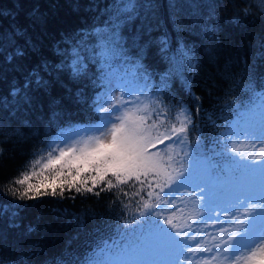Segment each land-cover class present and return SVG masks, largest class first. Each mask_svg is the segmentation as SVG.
Here are the masks:
<instances>
[{
	"label": "trees",
	"instance_id": "1",
	"mask_svg": "<svg viewBox=\"0 0 264 264\" xmlns=\"http://www.w3.org/2000/svg\"><path fill=\"white\" fill-rule=\"evenodd\" d=\"M115 2L0 0V264H94L118 242L132 246L151 230H162L165 240L174 241L177 236L169 230L177 232L179 222L189 224L206 208L203 193L191 187L178 194L183 196L180 211L163 217L155 207L164 194L157 185L163 183L153 172L141 173L140 180L122 177L124 183L109 175L114 186L100 191L101 184L92 193L73 189L61 196L58 188L57 195L35 200L12 195L9 181L30 162L47 158L59 130L101 117L96 96L118 67L131 74L133 86L153 93L157 111L182 120L177 127H185L191 151L178 154L163 146L151 155L165 162L173 180L199 155L217 177L236 169L233 153H240L229 127L264 94V0H175V13L170 0H133L156 7L126 14L117 40L110 42ZM146 14L150 38L166 34L167 51L153 43L140 54L132 43L141 39ZM18 29L26 37L15 36ZM25 39L30 44L26 57L8 62L6 52ZM103 41L108 44L102 48ZM181 50H191L187 59ZM75 58L84 64L76 68ZM38 66L46 69L40 74L47 86L33 83L28 102L23 92L13 95Z\"/></svg>",
	"mask_w": 264,
	"mask_h": 264
},
{
	"label": "rangeland",
	"instance_id": "2",
	"mask_svg": "<svg viewBox=\"0 0 264 264\" xmlns=\"http://www.w3.org/2000/svg\"><path fill=\"white\" fill-rule=\"evenodd\" d=\"M107 44L103 41L102 48ZM73 64L79 68L84 61L79 64V59L75 58ZM119 69L120 67L110 72L111 79L106 80L103 92L96 96L100 106L108 108L106 101H111L119 109L112 114V123H119L116 119L118 116H130L132 119L146 117L147 120L141 127L147 129L145 135L151 141L147 146L149 155L160 153L163 146L165 151L168 149L178 154L184 149L191 151L186 132L176 131L179 129L177 126L182 124L181 118L177 115L166 116L165 113L157 111L155 107L158 106L153 102V93L139 85L133 86L130 81L131 74ZM118 84L123 86H117ZM106 115L102 113L94 123H78L59 130L50 150L58 151L57 147L67 150L73 146L77 149L76 144L83 147L86 143L92 142L90 138L100 136L98 129L105 132L101 138H110L112 123L107 124L106 130L103 129ZM229 130L232 146H236L237 152L240 153L239 157L236 152L233 153L236 156L232 163L235 171L217 177L205 163L204 157L199 155L191 159L190 156L192 160L190 169L181 168V176L178 179L174 178L170 186L164 188L163 196L155 204V207L160 209V214L168 219L169 215L173 216L179 212L183 205V202L179 203L183 196L178 194L189 191L191 187L195 193H203L206 208L202 207L199 216L189 223L191 226L179 222L177 232L175 228L170 229V234L177 236L174 241L165 240L162 230L145 233L132 246L120 241L118 245L115 244L104 252L94 264L99 262L106 264L108 261L117 260L133 247L144 249L150 264H250L249 249L232 248L228 236L238 230L236 220L243 221L245 217L251 219L264 210V200L259 199L261 191L264 190V94L250 108L232 120ZM166 135L172 136V139L164 141L163 144L158 143V140H163ZM190 175L195 176L189 178ZM213 182L225 184L214 187L211 185ZM212 203H217V206L212 207ZM233 217H236V220ZM176 225L177 222L175 227ZM256 226L259 227L258 218ZM224 242L229 243L228 248L223 247ZM262 247L264 241L251 251L259 255ZM188 248H191L192 252H188Z\"/></svg>",
	"mask_w": 264,
	"mask_h": 264
},
{
	"label": "snow or ice",
	"instance_id": "3",
	"mask_svg": "<svg viewBox=\"0 0 264 264\" xmlns=\"http://www.w3.org/2000/svg\"><path fill=\"white\" fill-rule=\"evenodd\" d=\"M111 7L114 10L109 21L111 31L106 37L110 42L117 40L118 29L122 23V18H125L126 14L134 13L137 8H147L151 11L156 6L152 3L136 4L133 0H116ZM169 7L175 13L179 5L175 0H170ZM233 22H238V18H234ZM151 28V18L146 14L138 32V36L141 39L132 38V43L138 46L140 54H143L146 48L153 43H156L162 52L168 50L167 35L165 34L163 38L158 40H153L150 38ZM14 35L24 38L27 33L22 29H18L14 32ZM29 47V41L25 39L23 44L15 45L11 52H6L5 59L8 62L24 59ZM190 51L181 50V58L187 59ZM45 70V68L38 66L31 72L21 87L13 89L12 94L19 96L23 92L22 98L25 102H28L30 97L27 95V90L33 83L38 88L47 86L40 74ZM187 83V80H185V84ZM117 86L122 87L123 85L118 84ZM106 102L109 105L108 108L102 106L98 108L99 112L107 114L104 117L106 123L103 125V129L105 130L107 129V124L112 123V114L119 111L111 101ZM117 103H120V101H117ZM116 119L119 123H112L110 138H101L105 135V132L98 129L100 136L90 138L92 142L86 143L80 149H76L74 146L67 148V150L60 148L57 155L53 154L57 151L54 149L47 154L46 159L41 157L36 161L30 162L19 176L9 181L12 186L10 188L12 195L18 196L20 200H35L38 197L49 194L57 195L58 188L61 196H63L65 190L71 191L73 189L78 193L81 191L92 193L101 184H105V188L100 189V191H104L114 186L111 180H107L109 175L115 177L118 182L124 183L126 181L122 177L129 179L135 177L140 180L141 173L147 176L149 172L155 173L161 179L163 186L158 184L157 187L163 192L164 188H168L172 183L173 176L166 170L165 162L153 159L147 153V146L151 141L145 135L147 129L141 127V124L147 118L138 117L132 119L130 116H118ZM176 131L183 132L185 127H181ZM171 139L172 136L166 135L163 140H158V143L163 144L164 141H170ZM41 160H44V162L37 169L36 165L41 164ZM176 178L178 179L179 177L177 176ZM34 180L35 182H33ZM165 180L166 182H164ZM94 194L99 195V192ZM151 194L149 193V195ZM259 199L264 200V190L261 191ZM257 218L259 219V227L256 226ZM233 219L236 220V217H233ZM168 223H171V221H168ZM236 223L239 225L238 230L228 236L231 247L249 249L251 252L250 264H264V247L259 250V255L257 252L251 251L257 244L264 241V210L252 216L251 219L245 217L243 221L236 220ZM223 247L228 248L229 243L224 242ZM187 251L192 252V249L188 248ZM106 264H150V261L147 259L144 249L133 247L127 250L121 258L108 261Z\"/></svg>",
	"mask_w": 264,
	"mask_h": 264
}]
</instances>
